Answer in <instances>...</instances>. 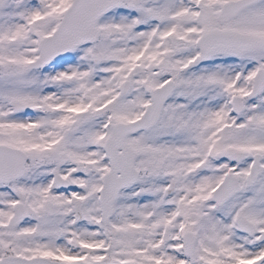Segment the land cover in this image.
<instances>
[{"label": "snow or ice", "instance_id": "1", "mask_svg": "<svg viewBox=\"0 0 264 264\" xmlns=\"http://www.w3.org/2000/svg\"><path fill=\"white\" fill-rule=\"evenodd\" d=\"M0 264H264V0H0Z\"/></svg>", "mask_w": 264, "mask_h": 264}]
</instances>
